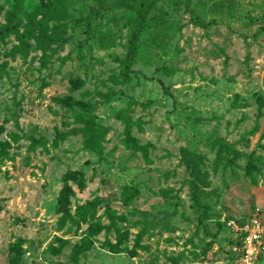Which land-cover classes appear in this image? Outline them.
Listing matches in <instances>:
<instances>
[{"label":"rangeland","instance_id":"obj_1","mask_svg":"<svg viewBox=\"0 0 264 264\" xmlns=\"http://www.w3.org/2000/svg\"><path fill=\"white\" fill-rule=\"evenodd\" d=\"M45 2L48 19L0 0L24 38L0 36V264H243L234 223L264 207V0Z\"/></svg>","mask_w":264,"mask_h":264},{"label":"trees","instance_id":"obj_2","mask_svg":"<svg viewBox=\"0 0 264 264\" xmlns=\"http://www.w3.org/2000/svg\"><path fill=\"white\" fill-rule=\"evenodd\" d=\"M156 1L157 0H152L151 5H153ZM25 3L28 10L33 11L36 14L42 15L43 18L45 19L51 17L52 7H54V4L52 2H45V0H25ZM148 11L149 8H147L143 13H141V19L138 22V27L129 41L128 52L123 61V67H124L123 76H124V81L126 83H131L133 81V73H134L133 64H134L135 51L138 41L144 30L145 20ZM18 24H19V20L16 13L14 11H9L7 22L4 25L0 26V36H4L11 32L17 33L22 45L24 43L23 42L24 38L23 35L19 34ZM164 90L166 91V93H170L168 86H164ZM132 101L133 100L130 99L129 105L132 103ZM132 189L133 187L129 188L128 191ZM252 215L253 214H251L249 218ZM245 220H243L242 222H244Z\"/></svg>","mask_w":264,"mask_h":264},{"label":"built area","instance_id":"obj_3","mask_svg":"<svg viewBox=\"0 0 264 264\" xmlns=\"http://www.w3.org/2000/svg\"><path fill=\"white\" fill-rule=\"evenodd\" d=\"M238 238L233 251L243 264H257L264 259V207L239 224L234 223Z\"/></svg>","mask_w":264,"mask_h":264}]
</instances>
